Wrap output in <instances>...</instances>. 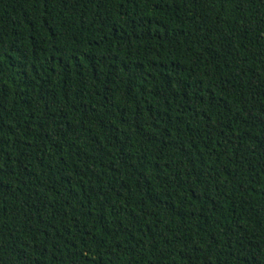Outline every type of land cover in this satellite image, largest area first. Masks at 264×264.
<instances>
[{
    "label": "trees",
    "instance_id": "1",
    "mask_svg": "<svg viewBox=\"0 0 264 264\" xmlns=\"http://www.w3.org/2000/svg\"><path fill=\"white\" fill-rule=\"evenodd\" d=\"M0 264H264V0H0Z\"/></svg>",
    "mask_w": 264,
    "mask_h": 264
}]
</instances>
